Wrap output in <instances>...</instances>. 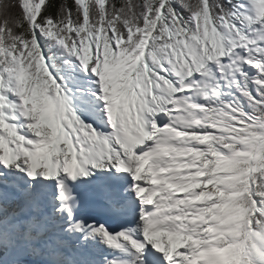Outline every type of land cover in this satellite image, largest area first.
I'll list each match as a JSON object with an SVG mask.
<instances>
[{
  "label": "snow or ice",
  "instance_id": "6c2138e0",
  "mask_svg": "<svg viewBox=\"0 0 264 264\" xmlns=\"http://www.w3.org/2000/svg\"><path fill=\"white\" fill-rule=\"evenodd\" d=\"M0 264H264V0H0Z\"/></svg>",
  "mask_w": 264,
  "mask_h": 264
},
{
  "label": "trees",
  "instance_id": "16d2710c",
  "mask_svg": "<svg viewBox=\"0 0 264 264\" xmlns=\"http://www.w3.org/2000/svg\"><path fill=\"white\" fill-rule=\"evenodd\" d=\"M56 2L61 3V2H63V0H56ZM69 2H70V0H69Z\"/></svg>",
  "mask_w": 264,
  "mask_h": 264
}]
</instances>
